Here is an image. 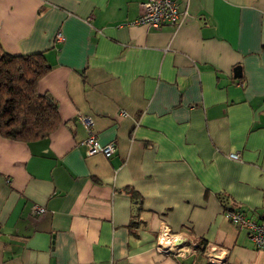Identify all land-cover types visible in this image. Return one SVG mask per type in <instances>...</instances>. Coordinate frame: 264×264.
<instances>
[{"label":"crops","instance_id":"obj_1","mask_svg":"<svg viewBox=\"0 0 264 264\" xmlns=\"http://www.w3.org/2000/svg\"><path fill=\"white\" fill-rule=\"evenodd\" d=\"M143 1L0 0L4 50L45 54L39 92L62 121L39 142L0 137V264H216L159 252L163 225L264 264L221 202L264 216V0H177L184 24L159 30L133 25ZM79 115L115 154L88 156Z\"/></svg>","mask_w":264,"mask_h":264},{"label":"trees","instance_id":"obj_2","mask_svg":"<svg viewBox=\"0 0 264 264\" xmlns=\"http://www.w3.org/2000/svg\"><path fill=\"white\" fill-rule=\"evenodd\" d=\"M50 70L44 53L13 55L0 42V137L34 143L59 129L58 103L51 95L39 92V84ZM126 192L141 198L132 188ZM221 202L224 213L240 209L228 198H221ZM198 247L204 252L207 244L202 242Z\"/></svg>","mask_w":264,"mask_h":264},{"label":"built area","instance_id":"obj_3","mask_svg":"<svg viewBox=\"0 0 264 264\" xmlns=\"http://www.w3.org/2000/svg\"><path fill=\"white\" fill-rule=\"evenodd\" d=\"M142 12L139 18L133 22V25H144L154 30H159L162 27L178 28L182 26L188 16V13L182 12L177 0H144L141 3ZM62 35L58 36V40H62ZM81 123L88 131V137L80 144L87 151L88 156L103 154L111 156L117 152V144L110 143L107 145L101 144L97 135L93 132L94 119L90 116L79 115ZM232 159H240L238 154H230ZM33 215L35 218L42 217L46 214V208L34 206ZM225 217L231 220L233 224L238 226L240 230H245L250 239L253 241L257 250L264 251V216L258 222L253 218H249L241 211H229L225 213ZM168 243L167 246L162 244V240ZM157 250L161 253H172L174 255H182L183 253H191L194 248H197L198 243H190L187 245L184 239L172 235L170 228L163 225L158 237ZM215 251V252H214ZM208 259L212 263L224 264L217 261L216 249L206 248Z\"/></svg>","mask_w":264,"mask_h":264},{"label":"water","instance_id":"obj_4","mask_svg":"<svg viewBox=\"0 0 264 264\" xmlns=\"http://www.w3.org/2000/svg\"><path fill=\"white\" fill-rule=\"evenodd\" d=\"M242 76H243V74H242L241 68L238 67L237 69H235L234 77L236 79H240V78H242Z\"/></svg>","mask_w":264,"mask_h":264},{"label":"bare ground","instance_id":"obj_5","mask_svg":"<svg viewBox=\"0 0 264 264\" xmlns=\"http://www.w3.org/2000/svg\"><path fill=\"white\" fill-rule=\"evenodd\" d=\"M162 244H163L164 246H167V245H168V243L165 241V239L162 240Z\"/></svg>","mask_w":264,"mask_h":264}]
</instances>
